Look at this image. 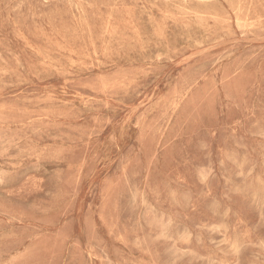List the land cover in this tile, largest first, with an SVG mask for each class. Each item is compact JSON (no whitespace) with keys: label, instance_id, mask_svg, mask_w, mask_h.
Listing matches in <instances>:
<instances>
[{"label":"rangeland","instance_id":"1","mask_svg":"<svg viewBox=\"0 0 264 264\" xmlns=\"http://www.w3.org/2000/svg\"><path fill=\"white\" fill-rule=\"evenodd\" d=\"M0 264H264V0H0Z\"/></svg>","mask_w":264,"mask_h":264}]
</instances>
